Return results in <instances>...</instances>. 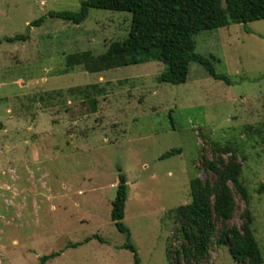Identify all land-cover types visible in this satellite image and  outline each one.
Returning a JSON list of instances; mask_svg holds the SVG:
<instances>
[{
    "label": "rangeland",
    "instance_id": "1",
    "mask_svg": "<svg viewBox=\"0 0 264 264\" xmlns=\"http://www.w3.org/2000/svg\"><path fill=\"white\" fill-rule=\"evenodd\" d=\"M84 1L0 0V264L53 253L45 264H134L111 220L119 174L141 264H171L182 244L172 212L190 203V181L206 178L200 157L211 159L214 144L238 152L264 264V20L195 36L196 52L230 84L192 63L173 86L157 81L158 62L67 68L69 55L100 56L129 34L127 12L91 9L81 25L48 17ZM17 35L28 39L4 40ZM172 150L181 153L160 160ZM235 201L239 226L245 206ZM204 264L242 263L214 245Z\"/></svg>",
    "mask_w": 264,
    "mask_h": 264
},
{
    "label": "trees",
    "instance_id": "2",
    "mask_svg": "<svg viewBox=\"0 0 264 264\" xmlns=\"http://www.w3.org/2000/svg\"><path fill=\"white\" fill-rule=\"evenodd\" d=\"M127 12L132 16L128 37L111 44L100 56L91 53L69 55V69L82 67L90 74L158 62L164 66L157 77L159 83L173 86L187 82L190 64L203 67L215 80L230 84L227 77L216 74L211 59L196 52L195 36L230 25L245 26L264 20V0H86L77 12H58L49 18L81 25L89 10ZM43 19L31 24L40 26ZM25 35L5 38L7 43L23 42ZM1 44V40H0ZM91 89L98 90L96 86ZM77 91H79L77 89ZM88 97L87 92H81ZM93 112L97 101L90 100ZM211 159L201 155L206 178L190 181L191 201L173 210L178 224L177 237L181 245L171 264H204L214 245L226 247L231 257L242 264H262L263 259L256 244L252 225L254 217L250 209V196L241 181L242 167L238 152L229 146L214 144ZM180 150L164 153L160 160L179 155ZM213 178L210 179L209 175ZM236 196L244 204L239 218L240 225L231 224L236 210ZM128 200V184L124 174L118 175L115 199L112 202L111 220L116 229L126 236L123 249L133 254L134 264H141L135 246L131 243L130 230L123 223ZM90 241L89 239L86 241ZM82 243L70 245L78 247ZM58 254L43 256L45 264Z\"/></svg>",
    "mask_w": 264,
    "mask_h": 264
}]
</instances>
